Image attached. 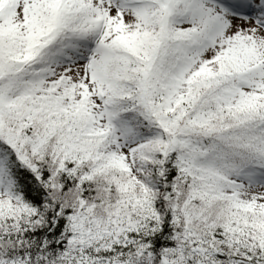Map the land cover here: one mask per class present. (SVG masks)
Here are the masks:
<instances>
[{
	"label": "snow or ice",
	"instance_id": "snow-or-ice-1",
	"mask_svg": "<svg viewBox=\"0 0 264 264\" xmlns=\"http://www.w3.org/2000/svg\"><path fill=\"white\" fill-rule=\"evenodd\" d=\"M0 264H264V0H0Z\"/></svg>",
	"mask_w": 264,
	"mask_h": 264
}]
</instances>
